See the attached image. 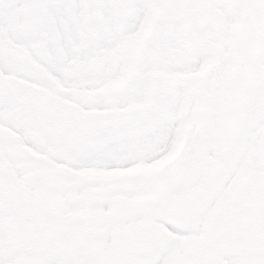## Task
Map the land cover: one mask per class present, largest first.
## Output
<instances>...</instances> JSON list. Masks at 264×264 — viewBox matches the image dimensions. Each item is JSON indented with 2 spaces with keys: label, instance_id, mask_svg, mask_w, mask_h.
Instances as JSON below:
<instances>
[{
  "label": "snow or ice",
  "instance_id": "obj_1",
  "mask_svg": "<svg viewBox=\"0 0 264 264\" xmlns=\"http://www.w3.org/2000/svg\"><path fill=\"white\" fill-rule=\"evenodd\" d=\"M0 264H264V0H0Z\"/></svg>",
  "mask_w": 264,
  "mask_h": 264
}]
</instances>
